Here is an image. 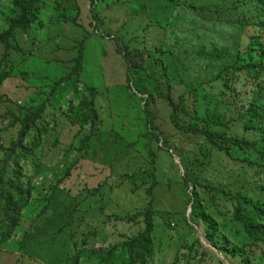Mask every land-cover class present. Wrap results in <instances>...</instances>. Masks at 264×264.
Segmentation results:
<instances>
[{"label":"trees","instance_id":"16d2710c","mask_svg":"<svg viewBox=\"0 0 264 264\" xmlns=\"http://www.w3.org/2000/svg\"><path fill=\"white\" fill-rule=\"evenodd\" d=\"M86 1L93 14L94 4L99 0ZM100 1L113 4L119 0ZM138 1L145 3L146 0ZM158 1L171 15L174 14L172 28L162 39L150 37L149 47L144 40H137L136 35L120 37L119 32L114 36L103 33L112 37L110 40L114 41L115 51L124 65L125 91L130 90L128 83L133 86L136 76L140 81L151 78L154 83L155 94L145 89H133L142 96L138 97L143 102L141 111L145 121L152 113L149 101L157 96L166 103L174 129L198 134L204 142L203 149L209 147V151L199 149L202 153L199 164L205 165L201 171L191 170L184 164L189 162L185 158L187 152L182 156L184 159L179 160L184 165L179 183L191 188L187 199L189 216L175 213L163 216L151 207L150 201L143 209L125 214L105 213L113 189L120 188L126 177L134 174H121L118 176L121 180L113 183L110 178L115 180V163L103 165L86 158L91 138L103 134L97 112L103 105L94 100L100 92L92 87L89 89L80 80L84 40L71 47L75 56L67 62L69 67L60 60L45 61L48 65H58L59 77L53 84H46L48 91L41 90L43 85L39 83L38 88L33 82L37 78L34 67L31 69V65L24 64L27 56L32 57L33 62L42 61L31 55L38 41L32 38L27 51L17 47L13 51L11 41L17 42L16 33L28 32L36 23L44 1L10 0L9 13L1 21L4 26L0 29V110L3 112L0 121L8 119L0 133L16 125L20 128L8 146H3L0 141V254L7 243H17L21 221L30 214L27 210L33 200L45 205L24 229L20 239L22 246L16 248L18 252H8L15 256L14 261L4 264H26L25 261L32 264H162L165 253L161 249V240L157 239L155 243L156 232L160 228L162 232L170 229L173 222L190 229H193L191 223L196 227L202 225L205 239L234 264H264V248L259 249L264 246V0H200V5L197 0ZM62 3L67 13L63 12L66 16L60 21L71 23L72 16L76 14L74 18L77 19L79 15L78 0H62ZM63 5L57 3V8ZM90 25L98 34L96 27L101 24L93 22ZM175 54H178L177 59H174ZM141 63L150 66L148 70L142 69ZM196 68L202 71L199 81L194 79ZM14 78L24 82L25 86L19 84L24 93L10 98L1 93V88L5 81ZM71 81L81 86L76 105L71 98L64 97V90L59 91L62 85L68 86ZM174 81L184 85L185 89L177 102L170 94V83ZM60 93L64 99L53 100ZM48 107L63 112H81L83 123L89 122V130H85L78 140V147L73 148L71 142L66 148L65 152L74 150V156L61 178H56L54 167H47L43 161L52 150L43 153L40 149L46 133H51L42 118ZM187 120L188 124L185 123ZM149 121L151 123V119ZM150 128L155 130L152 125ZM146 133L150 134L149 131ZM160 134L163 133L157 129L155 142L160 139L162 148L170 145L167 136ZM58 143L56 137L51 144L57 147ZM131 145L132 142L128 143ZM148 152L152 157L151 161L146 160L149 171L157 164L154 157L158 155L151 150ZM91 163L102 168L95 174L94 182L86 173ZM80 174L86 180L82 185L70 187L72 191L68 184ZM39 177L43 184L47 183L50 192L42 190V198L34 199L36 186L32 185V179ZM87 179L95 185L89 186ZM160 183L158 179H152L146 195L150 197L153 187ZM117 222L138 228L128 235L120 232ZM108 224L111 229L106 227ZM227 228L232 239L238 234L243 241L233 243L223 232ZM32 234L36 236L27 243L26 235ZM46 239L56 242V248L49 258L43 259L33 251L42 246L39 244L46 243ZM197 245V238L191 243L184 240L177 245L171 264H181L183 258H187L189 264L196 256L197 261H201L205 254L204 250L196 249Z\"/></svg>","mask_w":264,"mask_h":264},{"label":"rangeland","instance_id":"374dc122","mask_svg":"<svg viewBox=\"0 0 264 264\" xmlns=\"http://www.w3.org/2000/svg\"><path fill=\"white\" fill-rule=\"evenodd\" d=\"M43 1L45 5L41 6L36 23L32 25L28 32L16 33L15 39L17 42L11 41L12 49L14 51L17 47L22 48V51H27L31 47L32 38L38 41L37 43L39 44L33 49L31 55L35 58H41L42 61H37L36 63V61L33 62L32 57L27 56L24 59V64L31 65V69L34 67L33 72L35 71L37 76L33 81L34 84L38 85L40 83L46 86H40V89L48 91L49 86L46 84L51 85L58 79L59 70L58 65H48L45 64V61L60 60L67 63L75 56V50H71V47L76 44L79 45L84 40L83 69L80 74V80L89 89L92 87L100 92V95L94 96V100L96 103L102 102L103 105L102 109L97 111L101 120L103 134L100 133L96 137L91 138L86 158L103 165L115 163L113 165L115 167V174L113 175L115 180H111L110 178V181H114L113 183L121 180L118 178L121 174H134L132 177H126L120 188L113 189L110 194L107 212L105 211V213L117 212L125 214L137 208L143 209L148 201H150L151 207L163 216L165 213H175L177 216L184 215L188 217L190 205L187 203V199L191 188L184 187L179 183L181 176L184 174V165H181L182 163H179V160H183L182 156L184 157L187 152L185 158L189 162L194 161L195 163H186L185 161L184 164L187 168H191V170H195L196 172L201 171L205 165L199 164V160L202 159V153L200 154L199 149L209 151V147L203 149L202 145L204 142L198 134L185 133L174 129L168 117L169 109L166 103L157 96L153 101H149L150 110L153 113L150 112L148 116L151 119V123L149 119L145 121L144 113L141 111V107L143 106L142 99L139 101L138 96L140 94H136L133 89L135 88L137 91L145 89L147 92L155 94L154 83L151 78H142L140 81L139 77L136 76L133 79V86L128 83L130 90L125 91L127 83L124 82V65L120 61V56L115 51L114 41L110 40L112 37H106V34L103 33L106 32L114 36V34L119 32L120 37L136 35L138 37L137 40H144V44L149 47L151 44L150 37H160L162 39L165 32L171 30L174 14L172 16L169 10L158 0H146L145 3L138 0H119L113 4L99 0L94 4V12L91 14L88 1L78 0V18H74L76 14L73 15L72 13L73 19H71V23H64L60 19L66 16L62 14L63 12L67 13V10L63 9L62 0ZM197 1L198 5L202 4V1ZM10 3V0H0V29L4 26V22L1 23V21L9 13ZM57 3L63 6L58 9ZM193 17H195V20H198L195 15ZM93 22L101 24L96 27L98 34L95 33L94 27L90 25ZM1 53L0 46V55ZM177 55L175 54L174 59H177ZM65 65L69 67L68 63ZM149 67L141 63L142 69L148 70ZM30 71L32 72V70ZM150 72L146 73L149 74ZM201 73V69L196 68L194 79L199 81L198 76ZM162 81L164 82L163 87L166 88L165 77L162 78ZM29 82L31 83V79ZM20 83L25 86L24 82L19 78L5 81L1 88V93L10 98H14V95L17 93H24L19 85ZM77 85V83L71 81L68 86L62 85L59 89V91L64 90L62 92L64 97L71 98L75 105L81 95V86L78 85L77 89ZM170 86L172 88L170 94H172L174 101L177 102L179 95L185 91L184 85L174 81L170 83ZM131 93H134V96ZM62 94L60 93L56 98L53 97V100L64 99ZM143 97L145 98L146 95H143ZM187 103L190 104L189 98H187ZM63 106L66 108L67 103L63 104ZM47 109V112H43L42 118L46 126L51 130V133H46L40 149H42L43 153L52 150L43 161L47 167H54L53 173L56 178H61L65 167L72 163L74 156L73 148L78 147V140L83 136L85 130H89V122L83 123V113L81 112H63L61 110H51L50 107ZM74 110L77 109L74 108ZM2 113V110H0V114ZM185 123L188 124L189 121L187 120ZM7 124L8 119L4 118L0 121V128L3 129ZM80 124L81 128L79 127ZM151 125L155 130H151ZM19 128L16 125L0 133V141L3 146H8L10 140L16 138ZM157 129L163 133L160 134L161 137L167 136L170 145H165L162 148L163 144L160 139H158V142H155L154 135ZM146 131H149L150 134L146 133ZM56 137H58L59 143L55 148L51 143ZM71 142L74 144L73 151L69 150V152H65ZM130 142H132V145L128 146ZM149 150L156 152L158 156L154 157V159H157V164H153L154 166L148 171L147 169L150 165L146 160L151 161L152 159L149 156ZM214 159L216 158L214 157ZM101 169L91 163V165L87 166L86 173L94 182L95 174L99 173ZM27 171L29 172V170ZM49 176L50 174L47 175V177ZM154 177L161 183L153 187L152 194L148 197L145 191L148 189L152 179L155 180ZM90 179H87L90 183L89 186H94L95 183ZM85 180L84 175L80 174L79 177L74 176L68 186L70 188L76 186V184L82 185ZM32 185L36 186L33 192L34 199L42 198V190L47 193L50 192L46 187L47 183L43 184L40 181V177L37 179L33 178ZM70 189L72 190V188ZM44 205L45 203L42 205V203H37L35 200L30 204L27 211L31 212L30 214H26V218L21 221L23 224L17 234V243H7L2 247L3 252L0 254V264L14 261L15 256L9 255L8 252H18L16 248L17 246H22L20 239L24 229L29 226L30 220L34 216H37L40 207ZM117 223L120 232H126L128 235L138 228L136 225H127L125 222ZM191 226L193 229L176 225L173 222L170 229L164 232H162V228L157 230L155 243L161 240V249L165 253L162 264H171L172 254L177 245L181 244L184 240L191 243L193 238L198 239L199 245L196 246V249L199 248V251L204 250L205 256L201 261H197L198 256H196V259L190 261L189 264H234L214 249L205 239L202 225L196 227L191 223ZM106 227L111 229L110 224ZM223 232L235 244L243 241L241 235L238 234L232 239L229 228L223 230ZM26 236L27 243H30L36 234ZM45 242L44 244H39L42 246L36 247L33 251L35 255L41 256L43 259L49 258L51 252L56 248V242H50L48 239ZM263 248L264 246L259 249L262 250ZM25 262L26 264H32L31 261ZM186 262L187 258H183L180 263L187 264Z\"/></svg>","mask_w":264,"mask_h":264}]
</instances>
